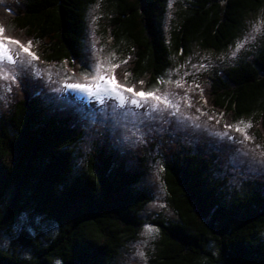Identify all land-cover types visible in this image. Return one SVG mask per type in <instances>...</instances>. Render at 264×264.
<instances>
[{
    "label": "trees",
    "instance_id": "obj_1",
    "mask_svg": "<svg viewBox=\"0 0 264 264\" xmlns=\"http://www.w3.org/2000/svg\"><path fill=\"white\" fill-rule=\"evenodd\" d=\"M99 0H4L0 25L33 49L39 61L65 64L82 81L88 9ZM104 32L129 52L112 77L131 87H157L174 53L195 44L219 53L239 36L246 17L264 0H190L169 41L163 30L167 0H104ZM119 48V47H118ZM204 101L233 119L253 117L264 135V46L215 73ZM83 136L69 111L47 113L31 83L19 84L0 118V264H116L124 242L135 239L140 212L152 200L144 172L126 166L105 140L75 172L73 147ZM163 184L176 221L153 220L159 231L154 264H264V190L227 197L212 174L213 154L169 146ZM52 225L53 236L22 232L29 256L1 247V236L23 215ZM21 238V237H20ZM19 238V239H20Z\"/></svg>",
    "mask_w": 264,
    "mask_h": 264
},
{
    "label": "rangeland",
    "instance_id": "obj_2",
    "mask_svg": "<svg viewBox=\"0 0 264 264\" xmlns=\"http://www.w3.org/2000/svg\"><path fill=\"white\" fill-rule=\"evenodd\" d=\"M189 3L190 0H167L163 16L167 41ZM109 15L110 9L104 0L97 1L87 11L82 65L89 71L97 63H106V60L120 65L129 58L128 49L124 45L118 48L104 32ZM238 44L243 46L237 51ZM263 46L264 6L246 17L239 36L224 51L214 53L193 44L185 54L174 53L155 88L160 90L157 95L167 94L170 100L178 102L179 110L164 105H159L156 110L148 105L137 108L125 104L121 107L116 99L88 96L66 85L88 84L91 77L89 80L72 81V71L65 64L47 65L37 60L33 62L34 67L20 68L15 82L0 80V118L9 110L17 86L31 83L47 113L69 111L83 129L82 138L73 147L75 172L84 169L85 160L94 145L103 140L109 149L122 156L128 168L142 170L141 184L148 189L152 200L140 212L141 225L135 239L124 242L115 263L154 264L159 231L153 220L176 221L163 184V163L170 145L179 143L195 153L213 154L212 174L214 179L224 183L227 197L261 183L264 190V135L259 132L256 120L253 117H228L210 108L203 97L209 77L246 60ZM30 50L35 53L33 48ZM114 69L106 67L109 78H112ZM141 81L135 87L136 91L145 90L146 81L142 84ZM177 82L182 87H177ZM239 121L252 123V127L246 129L251 139H245L235 128L228 127L237 125ZM148 229L154 231L149 232ZM23 231L38 234L45 241L53 236L55 229L41 217L23 214L2 233V249L29 256Z\"/></svg>",
    "mask_w": 264,
    "mask_h": 264
},
{
    "label": "snow or ice",
    "instance_id": "obj_3",
    "mask_svg": "<svg viewBox=\"0 0 264 264\" xmlns=\"http://www.w3.org/2000/svg\"><path fill=\"white\" fill-rule=\"evenodd\" d=\"M3 3L4 0H0V4ZM12 31L13 29H6L3 25H0V80L15 82L19 69L34 67L33 62L37 61L39 57L30 50L33 47L32 41H28L27 45H25L19 39L12 37ZM242 46V44H238L237 51ZM123 63H127V61ZM107 66L115 68L119 67V64H112L111 60H106V63H97L89 72L81 74L84 80H89V77H91L88 84L71 83L67 84L66 87L86 93L88 96H101L102 100L106 98L116 99L121 107L125 104L136 106L137 108L148 105L152 110H156L159 105H164L165 107H175L179 110L178 102L170 100L167 94L157 95L160 91L158 88H149L147 91L143 89L136 91L134 86L129 87L124 83L116 81L114 76L109 78L105 70ZM140 83L142 84L143 81ZM177 87H182V84L177 82ZM185 99L187 100V97ZM188 103L191 106V102L188 101ZM197 110L199 111V109ZM202 114L206 115V113ZM239 125H243V127ZM228 127L235 128L236 131L244 135L245 139H251L246 133V129L252 127L251 122L245 123L244 121H239L237 125H230ZM148 231L151 232L154 229H148Z\"/></svg>",
    "mask_w": 264,
    "mask_h": 264
}]
</instances>
